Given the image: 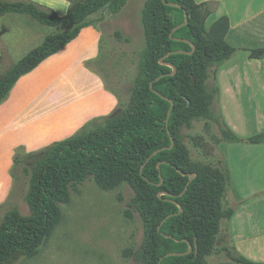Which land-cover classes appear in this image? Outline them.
<instances>
[{"label": "trees", "instance_id": "1", "mask_svg": "<svg viewBox=\"0 0 264 264\" xmlns=\"http://www.w3.org/2000/svg\"><path fill=\"white\" fill-rule=\"evenodd\" d=\"M164 1L167 4L162 0L144 3L145 48L140 54L128 104L121 107L117 93L105 86L118 99V108L110 116L91 120L73 136L39 152L28 154L22 148L15 151L10 170L12 181L18 161L27 157L38 160L29 172L24 171L29 177L25 194L29 215L23 217L16 208H11L0 219V264L36 256L59 224L62 206L69 202L71 189L87 179L104 191L123 184L132 189L129 208L141 219L143 239L137 251H128V256L137 264H205V258L212 253L221 221L229 220L233 213L222 204L228 171L224 165L192 163L180 130L201 118L218 124L210 112L211 96L206 81L210 69L226 63L235 49L226 42L229 30L226 16L217 18L206 29L205 22L213 12L210 3ZM125 2H71L65 15L59 16L31 0H0V17L23 14L42 26L65 28L47 35L39 46L0 73V103L19 76L60 51L83 28L92 26L88 17L106 6L111 13H118ZM184 12L188 23L172 32L184 22ZM263 57L264 48L250 51V59ZM162 58L164 64L160 63ZM97 61L98 57L85 66L94 71L90 64ZM169 65L175 68L173 75ZM219 133L227 143L264 144V132L242 140L222 125ZM191 174L194 177L189 182ZM12 193L13 183L0 211ZM126 213L132 217L131 211ZM189 246L191 252L186 254ZM228 255L237 264H264Z\"/></svg>", "mask_w": 264, "mask_h": 264}, {"label": "rangeland", "instance_id": "2", "mask_svg": "<svg viewBox=\"0 0 264 264\" xmlns=\"http://www.w3.org/2000/svg\"><path fill=\"white\" fill-rule=\"evenodd\" d=\"M76 1L82 0L70 3ZM145 1L126 0L118 13H111L106 6L87 18L102 30L103 36L98 61L90 67L102 76L108 89L117 93L121 107L129 102L140 54L145 48L142 25ZM53 12L59 16L66 13ZM215 20L212 13L205 22L206 29ZM63 29L42 26L28 15L1 16L0 73L39 46L47 35ZM230 39L229 36L226 42L235 49L234 54L223 65L212 67L206 81L211 96L210 112L218 124L201 118L180 130L192 163L224 165L228 171L222 204L233 213L229 220L221 221L214 249L205 258V264H237L228 253L252 262H256V254L259 259L264 254V144L227 143L219 133L222 125L242 140L264 132V61L251 63L236 36L233 41ZM27 158L13 168L16 175L13 193L0 211V219L11 208H16L23 217L29 215L25 201L29 177L24 171L29 172L38 158H31L30 163ZM132 196L127 184L104 191L87 179L71 189L69 202L62 206L59 224L37 255L19 258L11 264H137L128 251L136 252L139 248L143 228L139 215L129 208ZM127 211H131V218Z\"/></svg>", "mask_w": 264, "mask_h": 264}, {"label": "crops", "instance_id": "3", "mask_svg": "<svg viewBox=\"0 0 264 264\" xmlns=\"http://www.w3.org/2000/svg\"><path fill=\"white\" fill-rule=\"evenodd\" d=\"M31 1L60 13L70 5V0ZM194 1L210 3L215 19L228 18L226 40L236 36L248 58L251 50L261 45L264 48V0ZM102 37L97 26L83 28L60 51L19 76L0 103V206L10 196V170L18 148L28 154L39 152L118 108V99L106 89L102 76L85 66L99 56ZM249 60L261 63L264 57ZM255 259L256 263H264V254L261 259L256 254Z\"/></svg>", "mask_w": 264, "mask_h": 264}, {"label": "water", "instance_id": "4", "mask_svg": "<svg viewBox=\"0 0 264 264\" xmlns=\"http://www.w3.org/2000/svg\"><path fill=\"white\" fill-rule=\"evenodd\" d=\"M162 1H163L164 4H167L164 0H162ZM169 5H170V4H169ZM171 6H173V7H177V8H180V6H178V5H173V4H171ZM187 23H188V15L186 14V12H184V22H183L181 25L175 27V28L172 30V32H174V31H176L177 29H179V28L185 26ZM171 34H172V33H171ZM171 34H170V37H171ZM191 46H192V45H191ZM193 49H194V47L192 46V51H193ZM190 53H191V52H190ZM190 53H188V54H190ZM163 59H164V58H162V59L160 60V63H161V64H164ZM169 67L172 68V73H171L170 75H173L174 72H175V68H174L173 66H170V65H169ZM163 76H164V75L158 77L156 80L162 78ZM150 88L152 89V83H150ZM187 104H188V102H187ZM172 107H173V105H172V103H171V105H170V109H169V111H168V115L170 114V112H171V110H172ZM171 144H173V140H172V139H171ZM193 177H194L193 174H191V175L189 176V182H191V180L193 179ZM195 250H196V244H195ZM190 252H191V246H189L188 251L186 252V254H188V253H190Z\"/></svg>", "mask_w": 264, "mask_h": 264}, {"label": "flooded vegetation", "instance_id": "5", "mask_svg": "<svg viewBox=\"0 0 264 264\" xmlns=\"http://www.w3.org/2000/svg\"><path fill=\"white\" fill-rule=\"evenodd\" d=\"M31 158H33V157H31ZM31 158H29V159L27 158V162H28V163H30V161H31Z\"/></svg>", "mask_w": 264, "mask_h": 264}]
</instances>
